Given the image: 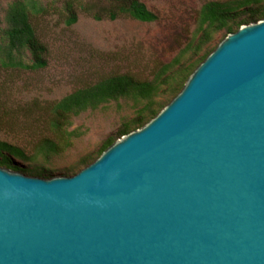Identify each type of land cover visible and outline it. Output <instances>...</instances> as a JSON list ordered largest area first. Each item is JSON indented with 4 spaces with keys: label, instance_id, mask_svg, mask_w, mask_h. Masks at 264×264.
Listing matches in <instances>:
<instances>
[{
    "label": "water",
    "instance_id": "95a60500",
    "mask_svg": "<svg viewBox=\"0 0 264 264\" xmlns=\"http://www.w3.org/2000/svg\"><path fill=\"white\" fill-rule=\"evenodd\" d=\"M72 177L0 166V264H264V20Z\"/></svg>",
    "mask_w": 264,
    "mask_h": 264
},
{
    "label": "rangeland",
    "instance_id": "374dc122",
    "mask_svg": "<svg viewBox=\"0 0 264 264\" xmlns=\"http://www.w3.org/2000/svg\"><path fill=\"white\" fill-rule=\"evenodd\" d=\"M12 1L0 0V26ZM140 1L158 15V21L142 23L122 18L98 22L84 15L70 27L58 16L38 21V35L49 50L48 67L35 72L0 70L2 141L33 155L41 142L50 137L45 111L53 103L116 75L127 74L142 82L152 81L164 65L172 63L192 42L203 4L227 0ZM226 37L219 33L199 53L190 51L182 65L195 71L201 60ZM179 92H163L156 98L158 104L154 110L158 115ZM140 107L142 104L123 99L83 113L72 120L71 130L84 132L72 149L61 156H40L31 162L15 160L16 165L27 172L22 174L30 177H38L33 174L34 168H46L52 173L49 177L48 173L39 177L43 179L72 177L98 160L109 140L116 143L124 137L120 135L122 129L135 120ZM151 117L144 126L155 118Z\"/></svg>",
    "mask_w": 264,
    "mask_h": 264
},
{
    "label": "trees",
    "instance_id": "16d2710c",
    "mask_svg": "<svg viewBox=\"0 0 264 264\" xmlns=\"http://www.w3.org/2000/svg\"><path fill=\"white\" fill-rule=\"evenodd\" d=\"M81 15L98 22L122 18L142 23L158 21V15L140 0H13L8 5L4 22L0 26V70L35 72L46 69L49 50L38 35V21L49 16H58L70 27L78 23ZM262 20L264 0L210 1L203 4L198 13L197 29L192 42L172 63L164 65L152 81L142 82L127 74L116 75L53 103L45 111V125L50 137L41 142L33 155L0 138V166L27 173L16 165L15 160L31 162L40 156L50 158L65 154L72 149L75 140L84 135L81 129L71 130L72 120L83 113L97 111L113 101L126 99L142 104L136 112L135 120L122 129L121 136L142 128L149 117L158 115L154 110L158 104L156 98L163 92H181L194 73L189 66L182 65L186 54L192 50L199 53L219 33H224L226 37L236 33L243 25ZM207 57L208 55L201 60V64ZM114 143L115 140H109L101 155ZM34 169L33 174L38 177H45L49 171L46 168ZM50 175L51 172L48 177Z\"/></svg>",
    "mask_w": 264,
    "mask_h": 264
}]
</instances>
